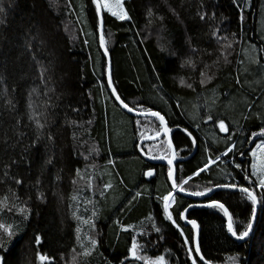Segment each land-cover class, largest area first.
Returning <instances> with one entry per match:
<instances>
[{"label":"trees","instance_id":"trees-1","mask_svg":"<svg viewBox=\"0 0 264 264\" xmlns=\"http://www.w3.org/2000/svg\"><path fill=\"white\" fill-rule=\"evenodd\" d=\"M243 2L123 0L131 19L103 12L105 46L119 96L132 108L157 110L167 120L178 157L177 183L185 191L207 192L238 178L264 201V190L244 179L256 140L264 138L259 134L264 108L256 110L259 116L252 114L264 87L241 88L236 78L242 83L247 41L264 55L261 0H251L249 10L240 8ZM0 8V223L13 225L15 233L8 238L0 230L3 264H73L74 256L75 264H146L157 256L166 264H192V259L204 264L195 252L189 257L194 231L179 219L189 204L201 200L173 193L165 166H153L139 154V138L163 130L157 118L131 116L113 99L95 5L91 0H0ZM229 42L232 47L226 48ZM243 92L250 101L240 106ZM121 114L126 128L115 136L109 120L116 115L124 121ZM221 120L227 131L220 130ZM110 134L116 137L112 142ZM152 144H146L147 154L171 156L163 137ZM210 158L215 165L200 172ZM147 168L156 169L150 181ZM169 193L175 224L163 213ZM211 198L225 204L234 229L242 231L251 219L244 194L218 190ZM187 218L198 222L201 252L211 263L264 264V204L244 243L227 231L218 208H195ZM133 238L143 246L138 255L145 260L130 256ZM90 239L98 242L95 250L79 255L81 245L91 248Z\"/></svg>","mask_w":264,"mask_h":264},{"label":"snow or ice","instance_id":"snow-or-ice-1","mask_svg":"<svg viewBox=\"0 0 264 264\" xmlns=\"http://www.w3.org/2000/svg\"><path fill=\"white\" fill-rule=\"evenodd\" d=\"M91 3L95 5V13L97 15H100V13L103 11H107L109 13H111V15L113 17H115L117 20L120 21H126L131 19V17L128 15L127 11L125 10L123 4L121 3V0H116V2L114 4H110L108 3V0H91ZM4 9L0 8V12H3ZM151 15V12L149 13ZM204 16H201V19H203ZM243 19V17L241 16V20ZM4 21L0 20V24H3ZM102 25H103V20H101V33H100V46L101 47H105L106 41H105V36L102 30ZM235 35V34H233ZM222 39H227L226 37L222 38ZM226 48H231L232 44L229 42L226 44L225 46ZM105 55H107V49H105ZM225 62H227V56L224 57ZM205 73L201 72V76H204ZM211 77H207L206 80H210ZM206 80H201V84H204L206 82ZM108 87L112 89L111 91V95L115 96L116 100H121L120 96L117 95V91L115 88L112 87V80H111V76H109L108 79ZM189 87H191V85H189ZM121 103L123 104V106L125 108L128 109L129 112L133 111L132 108H129L128 105L126 103H124L123 101H121ZM143 111V109H141ZM150 111V109H149ZM151 115L154 117H157L159 120L160 125H165V119L163 116L160 115L159 112H151ZM31 118V117H30ZM209 119H212L211 116L208 117ZM37 127L38 128H42L43 125L40 124V122L37 120ZM219 128L221 131H227V128L225 126V123L221 120L219 122ZM169 132V129L165 126L164 127V133L165 135H167V133ZM260 135L264 136V128L260 129L259 132ZM189 136H191V133H188ZM253 135H256V133H253ZM38 139V138H37ZM49 139H51V137H49ZM193 144L196 143L195 140L192 141ZM32 146H35V144H33ZM169 147H171V143H169ZM235 147V145L233 144L231 148L228 149L229 152H231L233 150V148ZM258 151L261 153V160L260 163H256L255 162V158L257 153L253 152L252 156L254 158L253 163L251 164V172L247 173L244 176L245 180H248L250 184L254 185L255 187H259L260 189L264 190V143H262L261 145L257 146ZM241 155H243V153H240ZM224 155H227V153H224ZM161 159H163L164 157H160ZM168 165H169V177L171 178L172 176V169H171V165H172V159H168ZM236 168H240L241 165L240 164H236L235 165ZM207 168V165H205L204 168L199 169L200 172L205 171ZM77 174L79 175V170H77ZM5 175H7V173H5ZM146 175L148 176H152L153 173L151 171L147 172ZM251 177H256V180L253 181L251 179ZM17 184L22 183V181L20 180H16L15 181ZM184 183H187V181H184ZM106 187H110V185L106 186ZM173 188H177L178 185L176 184V182L174 181L172 184ZM216 188L221 189L225 192H233L238 190L239 193L244 194V196L246 197V199L248 201L251 202L250 207H251V219H249L246 223V225L244 226V229L242 231H237L234 229L233 227V221H232V215L229 213L228 208L225 206V204L219 200H215L212 199L211 197H208L209 199V203H207L206 205H202V206H206L208 208H212V209H220L223 212V215L225 217H227V231L233 236L235 237L237 240H245L246 237H249L250 232L253 231V220L256 217V208H257V204L261 203L264 204V201H258L257 195L255 194V191L253 190V188L250 187H245V186H238L236 183H231V184H217ZM179 191L183 192L185 191V189L183 188V186H179ZM207 191H213V189H208ZM206 193L205 192H200V191H196V192H191L190 195L193 196H204ZM137 196H140L141 193L137 192L136 194ZM164 200V205H163V213L165 218L168 221H171L173 224H175V221L173 220V216L172 214L169 212V205L172 202L171 200V193H169V195H165L163 197ZM194 207V205L189 204L187 206V208L184 209V211L186 212L188 210V208ZM9 211H11L12 209L9 208ZM20 213L23 216L24 220H27V215L25 214L26 210L24 208H20L19 209ZM184 214L183 212H181L179 214V219H184ZM149 219H151V217H149ZM189 224H191L192 228H196L197 227V221L196 220H188L187 221ZM84 223H88V221H84ZM94 226V225H93ZM0 230H3V232L7 235L8 238H11L15 235L14 231H13V225L8 224H2L0 223ZM77 233L80 232V229L77 228L76 229ZM156 231L159 232L160 228L157 227ZM181 235H183V232L180 233ZM79 240V237H78ZM35 241L37 244L40 243V236H36L35 237ZM90 245L91 248H88L84 245H81L83 251L81 253H79V255L87 257L89 255H91V252L93 250H95V248L97 247V240L96 239H90ZM189 243L188 239L184 240V244ZM5 244L0 241V248H4ZM143 246L138 245L137 241L135 238H133L132 243H131V247L129 249V254L130 256L134 259V260H145L146 258L138 255V249L142 248ZM73 251L75 252V249H73ZM195 252V254L198 256L200 261H204V264H208L207 261H205L204 256L200 255L201 249L200 246L197 245L194 249H189V257L191 258L192 253ZM39 255V254H38ZM39 259L41 261H46L49 260V257L46 255H39ZM127 259V257L125 258ZM76 261V257H73V264H75ZM0 264H3V261L0 260ZM146 264H166L165 258L163 256H157L154 260H146ZM192 264H197V260L196 259H192Z\"/></svg>","mask_w":264,"mask_h":264},{"label":"rangeland","instance_id":"rangeland-1","mask_svg":"<svg viewBox=\"0 0 264 264\" xmlns=\"http://www.w3.org/2000/svg\"><path fill=\"white\" fill-rule=\"evenodd\" d=\"M243 1L244 2L240 6V8L245 9V10H249L250 5H251V0H243ZM115 2H116V0H108V3H110V4H114ZM121 3L123 4V0H121ZM123 6H124V4H123ZM124 8H125V6H124ZM258 16H259L258 27L260 28L259 37H260V39L263 40V43H264V0H261L260 13ZM244 46H245L244 50H242L243 58H242L240 68H239L240 77H243V80L241 83V80H240L239 76L237 75L238 76V77H236L237 83L240 85L241 88H243V86L245 88L246 87L251 88V86H253V89L257 90L260 85H261V87H264V55H261V51L259 50V47H257V44L254 42L247 41ZM253 83H255V85ZM262 92L263 93L260 96V100L256 104V108L252 111V114L254 117L259 116L258 114H256V110L258 108H261V107L264 108V89L262 90ZM241 94L243 96H241V98L239 99L240 106H245L250 100L248 98V95L245 92H243ZM137 108L140 111H142L141 109H143V111H146V110L148 111L150 109V108L142 106V105L138 106ZM118 116L124 121L118 120L116 115H113V118H110V120H109L110 128H114V132L116 134L115 136H119L120 134H122V132L126 128L125 127L126 126L125 124L127 121L126 118L122 114L118 115ZM119 125H120V128H122V129L119 128V130H118ZM115 136L112 137L111 134L109 136H107L108 142H112L111 140L116 138ZM262 143H264V138L262 140H260V139L256 140V144L251 151V156H252L253 152L257 153L256 158H255L256 163H260V160L262 158L261 153L257 149V146L261 145ZM151 147H153V145ZM230 161H231V164L235 166V164L233 163V161L231 159H230ZM253 161H254V158L252 156L251 164L253 163ZM206 165H207L206 171H209L212 168V166L215 165V161L210 158ZM166 170L168 172L169 168H166ZM250 170H251V165H250ZM171 200L173 201V194H171ZM197 202H207V201L201 200V201H197ZM171 205H172V203H170L169 207Z\"/></svg>","mask_w":264,"mask_h":264},{"label":"water","instance_id":"water-1","mask_svg":"<svg viewBox=\"0 0 264 264\" xmlns=\"http://www.w3.org/2000/svg\"><path fill=\"white\" fill-rule=\"evenodd\" d=\"M103 10H102V12L100 13V15H98V18H99V27H100V31H99V44H100V33H101V20H103ZM102 30H103V33H104V21H103V25H102ZM101 47V46H100ZM105 47H101V50H102V52H103V55L105 56V58L107 59V75H106V78H107V82H108V79H109V76H111V80H112V87L113 88H115V86H114V83H113V62H112V59H111V56H110V54H109V52L107 51V55H105L104 53H105ZM109 88V87H108ZM116 89V88H115ZM109 91H110V93H111V91H112V89L111 88H109ZM117 91V90H116ZM117 95H119L118 94V92H117ZM112 97H113V99L116 101V103L126 112V113H128L129 115H131V116H134V117H140V118H143V117H154V116H152L151 115V112H159V111H157V110H150V111H139V110H136V109H134V108H132L130 105H128L121 97V100H116V98H115V96H113L112 95ZM121 101H123L124 103H126L127 105H128V107L129 108H132L133 109V111H131V112H129L128 111V109L127 108H125L124 106H123V104L121 103ZM160 113V115L161 116H163L164 117V115L161 113V112H159ZM155 118H157V117H155ZM158 119V118H157ZM164 119H165V117H164ZM167 127L168 129H169V132L167 133V135H165V133H164V127ZM162 128H163V134H164V136L166 137V139H167V142H168V144L169 143H171V147H170V149H171V156L169 157V158H163V159H161L160 157H151V156H149L143 149H141V152H140V155L148 162V163H151V164H153V165H160V164H166L167 166H168V168H169V165H168V159H172V165H171V169H172V176H171V178L169 177V171L167 172V178H168V181H169V184H170V186H171V188H172V191H173V193H179V194H183V195H185V196H187V197H189V198H192V199H199V200H204L205 198H208V197H211L212 195H213V193L214 192H216V191H218V190H221V189H218V188H216V187H214V188H212L213 189V191H207V192H205L206 194L204 195V196H193V195H190V193L189 192H187V191H183V192H181V191H179V186H181L182 184H178L177 183V167H176V162H177V159H178V157H177V151H176V148H175V145H174V143H173V140H172V133H171V129H170V126H169V124H168V122H167V120L165 119V125H162ZM159 138V136H156V137H150V135L149 134H146V136H144L141 140H140V144H143V143H146V142H149V141H156L157 139ZM190 157H191V155H190ZM189 158V157H188ZM187 158V159H188ZM186 159V158H185ZM149 171H151L152 173H153V175L152 176H148V175H146V173L147 172H149ZM155 174H156V170L154 169V168H150V169H148V170H146V172H145V178H146V180L147 181H150L154 176H155ZM176 182V184L178 185V187L177 188H173L172 187V184H173V182ZM239 186V185H238ZM236 191H238V190H236ZM258 198V197H257ZM258 201H259V199H258ZM210 201H207V202H193V203H191V205H194V207H191V208H188V210L185 212H183V214H184V219H182L183 220V222L186 224V225H189L191 228H192V226H191V224H189L187 221L188 220H192V219H188L187 218V213L190 211V210H192V209H195V208H208V207H206V206H202V205H206L207 203H209ZM259 207H260V203H258L257 204V208H256V217H255V219L252 221L253 222V231H254V228H255V225H256V222H257V218H258V212H259ZM229 213H230V211H229ZM231 214V213H230ZM226 218V221H227V217H225ZM193 229V231H194V237H193V246H194V248L197 246V245H199L200 246V227H199V224H198V222H197V227L194 229V228H192ZM253 231L252 232H250V234H249V237H246L245 238V240H237L235 237V239L237 240V241H239V242H241V243H244L245 241H247L249 238H250V236L252 235V233H253ZM201 249V248H200ZM200 255H202V252H200ZM203 256V255H202ZM205 258V257H204ZM205 261H207L208 262V264H213V263H211L210 261H208L206 258H205ZM202 263H204V261H201Z\"/></svg>","mask_w":264,"mask_h":264},{"label":"flooded vegetation","instance_id":"flooded-vegetation-1","mask_svg":"<svg viewBox=\"0 0 264 264\" xmlns=\"http://www.w3.org/2000/svg\"><path fill=\"white\" fill-rule=\"evenodd\" d=\"M161 128H162V125H161ZM162 130H163V128H162ZM158 133V132H157ZM154 134V135H151L150 134V131H147L145 134H149L150 135V137H156V136H159V138L156 140V141H149V142H146V143H143V144H140L139 142H140V140L144 137V136H146V135H144V136H142L141 138H139V140H138V143L136 144V147H137V150H138V152H139V154H140V152H141V149H143L144 151H146L147 153H150L151 152V149H149V147H147L146 146V144H152V143H156L157 141H159L162 137H163V139H165L166 140V142H167V139H166V137L164 136V134H163V131L161 132V135H160V133H159V135L158 134ZM167 144H168V142H167ZM153 146H155L154 144H152ZM169 145V144H168ZM146 146V147H145ZM170 148V147H169ZM149 155V154H148ZM149 156H151V155H149ZM151 157H161V155H156V156H151ZM164 158H168V157H164ZM151 165H153V164H151ZM159 165V164H158ZM160 165H164L165 166V168H168V166L166 165V164H160ZM153 166H157L156 164L155 165H153ZM150 169V168H149ZM155 169V168H154ZM147 170H148V168H147ZM156 170V169H155ZM146 172V171H145ZM167 174V173H166Z\"/></svg>","mask_w":264,"mask_h":264},{"label":"built area","instance_id":"built-area-1","mask_svg":"<svg viewBox=\"0 0 264 264\" xmlns=\"http://www.w3.org/2000/svg\"><path fill=\"white\" fill-rule=\"evenodd\" d=\"M228 181H230V180H228ZM233 183H236V184H241V181L238 179V178H236V180L233 182ZM242 185V184H241ZM259 188V187H258Z\"/></svg>","mask_w":264,"mask_h":264},{"label":"bare ground","instance_id":"bare-ground-1","mask_svg":"<svg viewBox=\"0 0 264 264\" xmlns=\"http://www.w3.org/2000/svg\"><path fill=\"white\" fill-rule=\"evenodd\" d=\"M99 31H100V27H99ZM101 48V47H100ZM105 48H106V46H105ZM107 49V48H106ZM102 51V50H101ZM108 51V50H107ZM103 53V52H102ZM110 54V53H109Z\"/></svg>","mask_w":264,"mask_h":264}]
</instances>
